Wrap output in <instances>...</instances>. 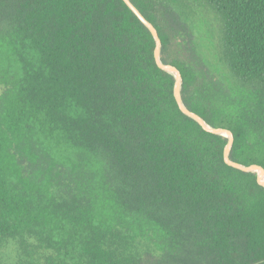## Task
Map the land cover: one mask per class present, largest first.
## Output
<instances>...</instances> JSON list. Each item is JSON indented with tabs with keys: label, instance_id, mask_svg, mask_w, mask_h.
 Here are the masks:
<instances>
[{
	"label": "trees",
	"instance_id": "trees-1",
	"mask_svg": "<svg viewBox=\"0 0 264 264\" xmlns=\"http://www.w3.org/2000/svg\"><path fill=\"white\" fill-rule=\"evenodd\" d=\"M157 28L187 107L264 168V0H131ZM123 0H0V264H264V187L175 99V77Z\"/></svg>",
	"mask_w": 264,
	"mask_h": 264
},
{
	"label": "rangeland",
	"instance_id": "rangeland-1",
	"mask_svg": "<svg viewBox=\"0 0 264 264\" xmlns=\"http://www.w3.org/2000/svg\"><path fill=\"white\" fill-rule=\"evenodd\" d=\"M188 3L194 10L197 46L210 68L229 83L240 84L226 64L223 26L219 17L204 0H190Z\"/></svg>",
	"mask_w": 264,
	"mask_h": 264
},
{
	"label": "water",
	"instance_id": "water-1",
	"mask_svg": "<svg viewBox=\"0 0 264 264\" xmlns=\"http://www.w3.org/2000/svg\"><path fill=\"white\" fill-rule=\"evenodd\" d=\"M123 1L130 8V10L138 17V19L147 27V29L151 32L152 36L154 37L155 43H156L155 60H156L157 65L161 69L165 70L166 72H169L174 75L175 77L174 94H175V99H176V102L180 110L187 116L197 121L205 130L211 133L226 137L228 140L225 146V151H224V158H225L226 163L241 171L255 173L257 175L258 183L264 187V168L262 166L257 165V164L244 165V164L234 161L231 158V149L234 143L233 133L230 130H227L225 128H221V127L218 128V127L211 126L199 114L193 112L187 107V105L185 104L183 100V96L181 92L182 84H183V78H182L181 72L176 66L163 62L162 55H161L162 42H161L157 28L154 26L153 23H151L142 14V12L136 7V5L131 0H123Z\"/></svg>",
	"mask_w": 264,
	"mask_h": 264
}]
</instances>
